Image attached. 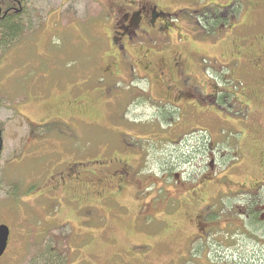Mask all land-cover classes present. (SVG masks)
Segmentation results:
<instances>
[{
    "label": "rangeland",
    "instance_id": "374dc122",
    "mask_svg": "<svg viewBox=\"0 0 264 264\" xmlns=\"http://www.w3.org/2000/svg\"><path fill=\"white\" fill-rule=\"evenodd\" d=\"M46 1L29 4L18 36L0 41V223L10 230L0 264H264V238L248 235L263 232L264 210L227 216L230 232L216 217L209 245L196 251L197 204L182 197L211 162L213 175L264 179V133L246 118L264 112V74L252 63L264 44V0L231 9L233 0H158L174 26L141 24L145 37L114 47L113 0H70L60 17ZM203 14L215 24L208 32ZM149 45L156 50L145 56ZM146 58L163 67L147 72ZM215 86L227 92L213 98ZM248 99V108L239 103ZM198 146L202 161L192 159ZM103 154L131 159L120 192L96 197L90 185L93 196H80L77 182L49 191L65 163ZM176 173L191 182L180 187ZM234 195H223L227 205L253 194Z\"/></svg>",
    "mask_w": 264,
    "mask_h": 264
},
{
    "label": "flooded vegetation",
    "instance_id": "af4514ba",
    "mask_svg": "<svg viewBox=\"0 0 264 264\" xmlns=\"http://www.w3.org/2000/svg\"><path fill=\"white\" fill-rule=\"evenodd\" d=\"M41 1L44 0H40V2ZM78 1L81 2V0H73L75 3ZM66 2L69 3L70 0H58L57 3H55L54 0L49 2L46 1L49 9L47 14L50 12H57V15L59 16L61 14L60 9L64 7ZM93 2H97V0H93ZM35 3L36 0H0V41L4 40L11 42L16 38V36H18V34L21 32V23L23 19H25L24 15L28 13L27 6L30 4V6L34 8L36 7ZM112 5L115 8L112 11L113 14L110 15L111 19L113 20V29L111 30V34L109 33L111 36V47H114V44H116L119 40H121L119 43H122L124 41H128V39L131 40L136 37H145L147 30L140 27L143 20H149L152 31H158V29L155 27V22L158 21V18L160 19L159 16L161 14H168L165 13L162 7H160L158 0H113ZM6 22H12V24H10L9 30L11 31L13 29H17L16 34L12 35V33L5 32L4 28ZM138 29L143 33L140 32V35H138ZM124 35L126 36L125 40H123L125 38ZM120 47L123 48L122 45H120ZM117 49L120 53V48L117 47ZM155 50L156 48H154L152 45H149V47L143 49V55L145 54L146 56L149 53H154ZM260 51L261 52L254 51L253 58L255 59L252 60V63L256 67L254 69L259 72L260 78H263L261 77V74H264V44ZM159 65L160 68L163 67L161 63H154L150 58H146L143 68H145L147 72H151L153 71L154 67L158 68ZM111 75L117 79L113 72ZM142 76L148 78V74L146 73L142 74ZM260 87H264V82L261 83ZM214 88L215 94L212 95L213 98L215 96L217 97V92H227L224 90L225 88L221 86H215ZM234 94L232 91H230L227 95L230 97L231 95L234 96ZM252 96V90H247L246 97L251 98ZM189 97L191 98V96ZM261 99L264 102V98ZM186 102H189V104H186ZM186 102V105H192V101L189 100ZM239 103L247 108L248 105L251 104L250 99H248L247 103ZM174 105L177 104L174 103ZM55 114L58 115L60 113ZM261 114H264V112H258V107H255L254 110H252L246 116V118L255 122V126H258L261 129V132L264 133V115ZM252 131L255 133L257 132V129L252 128ZM1 133L2 129L0 128V137ZM257 141L258 139L251 138V142L253 144H256ZM1 142L2 141L0 140V146ZM209 147L211 146L209 145ZM192 148L194 150L192 151V159H200L202 161L205 150L201 149L199 146ZM125 149L127 151L128 148ZM258 149L260 151L259 146ZM242 157L244 158V156ZM211 160H213V158ZM258 163L263 165L264 160H258ZM209 166L211 167V170L209 169L210 173H207L206 176H203V178L200 180H195V182L193 181L194 183L187 187L188 189L190 188V190H188V192L182 196L183 199L190 204L192 201L197 204L195 209L197 211L196 218H198V221L201 222V231H199V233H197L194 238H208L210 236L209 233L212 232V229H215V226L213 225L216 223V216H221L220 218H222L223 221L222 226H225V229L228 230L227 225L232 220L230 221V219H227V216H235L237 211L244 214L247 210H249L248 207H252L254 213L259 212V210H264V193L263 195H260V192H258L262 189L264 190V179H252L250 181H244L241 183L232 180L225 170H220L218 172L220 174L219 176L217 174L213 175V163L211 162ZM131 173H133V164L131 159L128 157L122 158L117 154H112V156H109L108 154L97 155L77 162L68 161L59 171L52 172L49 176V191L56 192V190L59 189L60 192L64 194V190L70 189V187L73 188L74 183L77 182L79 185L80 196H83L84 192L86 191L85 197H91L93 194L97 195L96 197H102L101 189H103V193H107L108 191L120 192L124 187L123 185L126 183L125 181L130 178V175H132ZM162 175H166L165 171ZM164 176L162 177L164 178ZM175 177L178 178L177 181L180 187L186 186L188 184L186 182H191L187 180H185L186 182H182L183 178L179 173H176ZM261 177H263V175ZM90 185L94 188L92 190L93 194L91 193ZM113 187L116 188L113 189ZM236 193H252L253 195H247V197L241 201L242 203L240 205H227L226 202H228V200H223V195L236 197L234 195ZM103 198L106 199L108 196ZM99 201H102V198H100ZM263 215V212H261L259 215V219L261 218V221H264L262 219ZM202 224H205V227H202ZM196 226L198 227L199 223H196ZM256 232H258L259 235H256ZM261 232V228L255 229V227H253L250 233L253 236L256 235L257 239H261L264 238V230L262 232L263 235ZM250 233H248V235H250Z\"/></svg>",
    "mask_w": 264,
    "mask_h": 264
},
{
    "label": "trees",
    "instance_id": "16d2710c",
    "mask_svg": "<svg viewBox=\"0 0 264 264\" xmlns=\"http://www.w3.org/2000/svg\"><path fill=\"white\" fill-rule=\"evenodd\" d=\"M235 1H236V0H233V1L228 5V8H230V9H231V8H235V4H236ZM162 9H163V8H162ZM163 10H164V9H163ZM164 11H165V10H164ZM165 13H168V12L165 11ZM175 13H176V12H175ZM201 14H202V13H201ZM170 15H172V14H170V13H168L167 15H165V14H164V15L161 14V15L159 16L160 19L158 18V20L161 21V26H160V27H161L162 29H165V28H166L167 31H169V30L174 26L173 23H170V21H173L174 17H173L172 20H171V19H170ZM204 15H205V14L202 15V22L205 23V24H204L205 26L202 25V24H201V25H202V28L205 29V31L207 30V32H208V31H209V28H210L212 25H215V24H214V23H211L210 21H207V20L205 19ZM24 16H25V15H24ZM24 16H23V17H24ZM59 16H60V15H59ZM216 17H219V16H216ZM209 18H210V17H209ZM209 18H208V19H209ZM213 18H214V17H213ZM214 21H215V20H214ZM200 23H201V20H200ZM10 24H12V22H6V23H5V28H4V29H5V32H6V33H12V35H13V34H16V33H17V29H13V30H11V31L9 30V28H10ZM142 24H143V25H147V26H149V25H150V22H149V20L146 19V20H143V21H142ZM6 42H7V41H6ZM224 90L226 91V89H224ZM221 95H222V94H221ZM217 103H221V102H218V101H217ZM162 113H163V112H161L160 114L162 115ZM255 214L257 215V213H254V212H253V213L250 214V216H251V217L253 216V218H255V217H256ZM216 217H217V216H216ZM220 217H221V216H220ZM220 217H218V218H220ZM230 221H231V220H230ZM253 221H254V223L256 222L255 220H253ZM243 222H244V224L246 223L245 220H243ZM256 223H257V222H256ZM260 223H262V222L260 221ZM258 224H259V223H258ZM263 224H264V223H263ZM231 225L233 226V223H231V222L228 223L229 228H230ZM255 225H256V224H255ZM229 228H227V229H228V230H226L227 232L230 230ZM258 228H262V226H259V225H258V226H255V229H258ZM230 231H231V230H230ZM230 231H229V232H230ZM250 232H251V229H250ZM250 232H249V233H250ZM250 234H251V233H250ZM231 235H232V234H231ZM254 236H255V235H254ZM209 242H210V241L208 240V238H205L203 242H201V243L199 242L198 244L196 243V247H195V248H196V251H199V249L202 250L205 246L207 247V245H209ZM191 245H192V243H191ZM207 257H210V256H208V254H207ZM210 258H211V257H210ZM211 259H212V261L214 260L213 258H211ZM215 262H218V261H215ZM213 263H214V262H213ZM215 264H216V263H215Z\"/></svg>",
    "mask_w": 264,
    "mask_h": 264
},
{
    "label": "water",
    "instance_id": "95a60500",
    "mask_svg": "<svg viewBox=\"0 0 264 264\" xmlns=\"http://www.w3.org/2000/svg\"><path fill=\"white\" fill-rule=\"evenodd\" d=\"M9 236V228L5 224H0V256L4 253Z\"/></svg>",
    "mask_w": 264,
    "mask_h": 264
}]
</instances>
